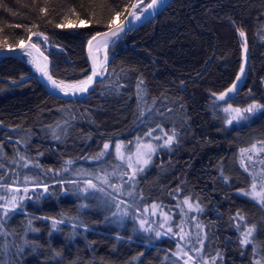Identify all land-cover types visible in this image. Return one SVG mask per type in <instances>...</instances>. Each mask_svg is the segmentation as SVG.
I'll return each instance as SVG.
<instances>
[{
  "label": "trees",
  "instance_id": "trees-1",
  "mask_svg": "<svg viewBox=\"0 0 264 264\" xmlns=\"http://www.w3.org/2000/svg\"><path fill=\"white\" fill-rule=\"evenodd\" d=\"M137 2L0 0V48L30 39L54 80L85 79L87 40ZM106 53L99 79L75 99L49 93L28 54L0 56V187L28 185L15 208L0 209V264H178L169 237L153 241L131 221L118 224L97 194L82 196L73 184L105 143H130L156 127L173 143L137 178L154 189L147 199L165 204L180 189L199 205L211 264H257L264 200L241 193L250 176L238 152L264 140V107L226 126L221 105H264V0H170L111 39ZM7 199L0 191V204ZM50 218L60 221L55 229ZM237 222L254 227L248 244Z\"/></svg>",
  "mask_w": 264,
  "mask_h": 264
},
{
  "label": "rangeland",
  "instance_id": "rangeland-1",
  "mask_svg": "<svg viewBox=\"0 0 264 264\" xmlns=\"http://www.w3.org/2000/svg\"><path fill=\"white\" fill-rule=\"evenodd\" d=\"M137 13H139V10H137ZM107 45L108 43L104 51L97 50L95 52L96 62L99 65L102 64V68L107 61ZM32 59L31 57V61ZM57 82L60 83L61 81ZM226 92L227 90L222 93ZM220 94L217 95L219 101L222 100ZM225 98L224 96L223 100ZM250 105L252 104L239 107L222 104L224 124L230 126L234 123L242 122L260 110L257 109L251 113L244 111ZM225 109H228V111H225ZM232 109H240L243 117L246 118L233 119L236 113ZM229 120H232V123H228ZM170 136L173 137L172 132H166L161 127H156L148 130L145 135L135 138L130 143L122 141L107 142L105 143L109 146L107 149L104 148V144L96 156L85 159V162L88 161L87 169L75 172V174L79 173L85 177L75 179L73 184L80 190L82 196L92 193L97 194V197L101 200V206L109 210L111 213L110 217L118 224H123L126 220L131 221L134 224V228H136L135 233L147 236L153 241L169 237L173 243H171L173 246L171 256L177 260L178 264H211L212 259L207 255L204 256L205 254L202 252L205 234L203 224L198 216V203L188 195H184L180 189H178L173 199L165 204L163 203L167 197L163 200L147 199L149 195L146 192L152 193L154 189L146 182L140 185L137 180L154 161V157L159 155L161 150L172 145L173 141L170 144H165V141ZM117 145H119V148H117ZM145 145H151V150L144 147ZM253 145H255V148H253ZM101 152H103V155H99L97 159L96 157ZM238 160L250 176V182L241 193L248 195V193L253 191V185H255V192L264 195V140L253 142L241 148L238 152ZM144 161H147V163H144ZM105 179L107 183H105ZM89 180L98 186L97 189L85 191L86 182ZM117 187L119 191H116ZM27 188L28 185L1 186L0 191L4 192L8 199L3 204H0V209L4 210L12 206L14 202L18 203L22 200L21 198L24 199L27 196V191H25ZM99 188H103L104 191H99ZM248 196L256 202L260 203L263 201L260 197ZM153 197H158V195ZM186 200L188 203H185ZM189 204L192 205L191 208H189ZM117 205H119V208ZM141 221H144L143 227L140 225ZM236 227L241 241L244 239L243 234L249 228H252L244 224V222H237ZM157 232L160 233L159 236L156 235ZM251 237L252 234L249 237L250 242L252 240ZM258 262L264 264V258L259 259Z\"/></svg>",
  "mask_w": 264,
  "mask_h": 264
},
{
  "label": "snow or ice",
  "instance_id": "snow-or-ice-1",
  "mask_svg": "<svg viewBox=\"0 0 264 264\" xmlns=\"http://www.w3.org/2000/svg\"><path fill=\"white\" fill-rule=\"evenodd\" d=\"M161 3V0H151L150 3H147L146 5L143 3V0H138L137 3H134L131 5V8L133 11H129L128 12V16L126 17L127 23H128V27L129 30L131 29V26L133 25V21L135 20H139L141 18V16L145 13L148 12L149 10L155 9L157 8ZM137 10H139L140 15H137ZM42 12H45L46 9L42 8L41 9ZM125 11H128V9L126 8ZM74 13V10H73ZM75 14V13H74ZM121 15V13L117 12L116 16ZM115 17L112 18V20H114ZM112 20L109 21L108 23V28L109 31L105 32V33H97L96 36L92 37V40L89 41V47H90V54H91V47H92V41L97 39V36H104V37H118V34L123 31V28L121 26H116V28L113 30L112 28ZM99 22V21H97ZM67 24H58L57 27H67ZM29 32H31V30L29 29ZM31 35H43L42 33H31ZM240 35L244 36V32L240 31ZM30 38V37H29ZM32 48H35L36 45L33 44L31 45ZM29 56L32 55L31 52L28 53ZM44 61H47V57H44ZM37 68L38 71H40L44 76H47L48 80L51 81V83L54 86L60 87L62 90H64L65 92H67L69 89H74L76 91H80V92H84L87 91L88 85H90L93 82V78L95 76H97L98 74H102V64L98 65L96 62L95 57H93V67H92V75L87 76V78L85 80L79 81L77 82V84L75 85H71V86H65L63 85L62 82L58 83L56 80H54L52 78L51 75H49L48 73V69H47V64H41L40 62H38L35 58L32 59L31 61ZM241 72H243V66L241 67ZM239 76L237 77V80H239ZM233 88H235V84H233L232 88H229L227 91L231 92L233 90ZM226 95V93H221L220 94V98H223ZM264 107V105H259V104H252L250 105L247 109H245L244 111L246 112H253L257 109H260ZM225 111H228V109H225ZM232 111H234L236 113V115L233 117V119H242V118H246L243 117L242 112L240 109H232ZM228 123H232V120H229ZM173 137L170 136L168 138V140L165 141V144H170L172 141ZM109 146L107 144L104 145V148L107 149ZM144 147L148 148L151 150V145H145ZM117 148H119V145H117ZM253 148H255V145H253ZM244 151V150H242ZM99 155H103V152H101L100 154H98V156L96 157L97 159L99 158ZM144 163H147V161H144ZM99 179V178H98ZM87 187L85 188V191H87L88 189H97V185L92 183L91 180L87 181ZM105 183H107V180L105 179ZM115 187V186H113ZM99 191L103 192L104 189L103 188H99ZM25 191H27V189H25ZM44 191H47V186H44ZM116 191H119V188H116ZM42 195V193H41ZM248 195H253L256 197H260L262 200H264V195H262L261 193H256L255 192V185H253V191L251 193H248ZM23 199V198H21ZM13 200H15V198H13ZM185 203H188V201L186 200ZM12 207L15 208L16 204L13 203ZM117 207L119 208V205H117ZM155 207V206H154ZM192 205L189 204V208H191ZM198 207V205H197ZM115 215V214H114ZM239 215V214H238ZM52 219V228L55 229L57 227V224L60 223V221L55 220L54 218H50ZM241 219H243V217H241ZM141 227H143L144 225V221L140 222ZM171 231V230H169ZM254 231V227L253 228H249L248 231L246 233H244V239L241 241L242 244H248L249 241V237L251 236L252 232ZM157 236L160 235L159 232L156 233ZM257 264H260V262H257Z\"/></svg>",
  "mask_w": 264,
  "mask_h": 264
},
{
  "label": "water",
  "instance_id": "water-1",
  "mask_svg": "<svg viewBox=\"0 0 264 264\" xmlns=\"http://www.w3.org/2000/svg\"><path fill=\"white\" fill-rule=\"evenodd\" d=\"M170 0H165L164 2L160 3V5L152 10H149L148 12H145L141 18L139 20H135L133 21V25L131 26V29L134 28L135 26L148 21L149 19H151L152 17L155 16V14ZM151 0H149L148 3H150ZM131 11V10H130ZM129 12V11H128ZM128 12L126 13V15L119 20L118 22H116L115 24L112 25L113 30L116 28V26H121L123 28V31H121L118 36H120L121 34H123L124 32L129 30L128 27V23L126 20V17L128 16ZM137 15H140V12L137 13ZM109 28L96 32L95 34H93L92 36H90V38L87 40L86 44H85V56H86V60L87 63L89 65V70L90 73L89 75H92V67H93V57H95V53H93V48L91 47V54H90V47H89V41L92 40L93 36H96L97 33H105L108 32ZM116 37H104V36H97L96 40H106L107 43ZM95 41V40H94ZM92 41V44L93 42ZM106 43V44H107ZM34 43L32 41H30V39L25 40L24 42L20 43L19 45L12 47V48H0V56H5V55H20V54H28L29 52L32 53L31 57H41L43 60V63L47 64V69H48V73L50 75V64H49V58L44 54V52H42V50L36 45L35 48H32L31 45H33ZM44 57H47V61H44ZM98 64V63H97ZM247 64H248V50H247V46L245 44V50H244V57H243V62H242V66H243V72H241L240 70V76L241 79L244 78L246 69H247ZM99 65V64H98ZM241 66V67H242ZM37 75H38V79L41 81L42 85L45 87V89L51 93L52 95L55 96H59L61 98H65V99H73V98H77V97H81L86 95L93 87V85L95 84V82L99 79L100 74H98L97 76H95L93 78V82L88 85L87 91L84 92H80V91H76V92H71V91H67L65 92L64 90H62L61 88L58 87H54L49 83V80L47 78V76H44L40 71L37 70L36 66H35Z\"/></svg>",
  "mask_w": 264,
  "mask_h": 264
},
{
  "label": "bare ground",
  "instance_id": "bare-ground-1",
  "mask_svg": "<svg viewBox=\"0 0 264 264\" xmlns=\"http://www.w3.org/2000/svg\"><path fill=\"white\" fill-rule=\"evenodd\" d=\"M165 0H161V3L162 2H164ZM106 43H107V41L106 40H95L94 42H93V44H92V48H93V53H95L97 50H102V51H104L105 50V47H106ZM45 54V53H44ZM46 55V54H45ZM47 56V55H46ZM48 57V56H47ZM33 58H35L38 62H40L41 64L43 63V60H42V58L41 57H33ZM49 58V57H48ZM49 64H50V60H49ZM34 67H35V65H34ZM36 70V69H35ZM80 81H82V80H80ZM79 82V81H78ZM49 83L52 85V86H54L52 83H51V81H49ZM59 83V82H58ZM65 86H71V85H75V84H77V82H70V83H63ZM54 87H57V86H54ZM58 88H60V87H58ZM68 91H71V92H76V90H74V89H69ZM57 97H59V96H57ZM61 98V97H60ZM77 98H79V97H77ZM65 99V98H64ZM73 99H75V98H73Z\"/></svg>",
  "mask_w": 264,
  "mask_h": 264
}]
</instances>
